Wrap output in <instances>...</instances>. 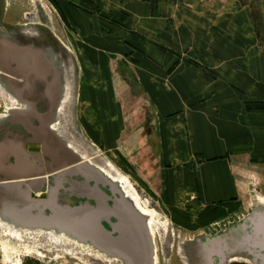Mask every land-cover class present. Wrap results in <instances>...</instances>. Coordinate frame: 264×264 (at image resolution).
<instances>
[{
    "label": "rangeland",
    "instance_id": "obj_1",
    "mask_svg": "<svg viewBox=\"0 0 264 264\" xmlns=\"http://www.w3.org/2000/svg\"><path fill=\"white\" fill-rule=\"evenodd\" d=\"M86 1L96 9L93 1ZM152 4L153 11L165 17V22L150 23L154 31L149 35L155 41L147 45L156 47L155 53L153 48L144 47L142 41L150 38L142 29L124 23L126 14L111 18L106 26L80 28L66 24L57 0H6L7 18L13 22L5 25L7 33L16 20L22 28L38 31L58 54L61 81L68 93L56 110L57 124L63 127L65 140L89 159L109 162L133 185L142 203L155 211L157 264H213L212 260L215 264H264L260 254L264 253V114L260 120H247V130L242 133L247 145L240 148L242 153L231 157L232 191L226 188L218 196H213L207 165L228 156L207 154L202 145L192 153L191 128L182 123L187 134L177 133L181 124L173 123L174 116L182 111L189 115L196 110L199 126L205 129L208 110L205 105L176 106L177 100L189 104L190 99L175 89L178 65L207 72L212 67L207 66L206 58L214 55L218 65L225 61L227 66L238 67L240 53L252 51L247 39L254 34L264 52V0H152ZM182 8L194 13V27L189 21L184 32L177 26V14L186 13ZM158 49L168 55L160 75L140 62L142 57L154 58L152 54L157 57ZM149 62L160 69L159 62ZM94 66L106 71L114 84L117 101L125 112L120 116L123 122L86 121L82 81L92 76L86 75V67ZM231 95L228 92L226 97ZM11 102L0 91V110ZM249 102V109L264 112V99ZM252 122L261 125V131H250ZM165 131L170 133L165 135ZM183 136L187 143L181 144L183 151L166 153V145L171 148L182 143ZM250 136L254 138L251 146ZM218 173L223 178L229 171ZM220 182L223 185V179ZM31 194L43 197L48 191L33 190ZM59 197L70 203L80 199L63 188ZM4 230L0 227V264L105 263L87 252L62 249L41 238L19 240Z\"/></svg>",
    "mask_w": 264,
    "mask_h": 264
},
{
    "label": "crops",
    "instance_id": "obj_2",
    "mask_svg": "<svg viewBox=\"0 0 264 264\" xmlns=\"http://www.w3.org/2000/svg\"><path fill=\"white\" fill-rule=\"evenodd\" d=\"M91 1L96 4V9L91 8L86 0H57L60 6L59 8L65 15L64 20L66 24H71L72 26L78 25L80 28L106 26V23L111 18L118 19L122 14H126V19L123 20L124 23L133 29H142L150 38V40L142 41L144 44L146 43L144 47L150 49V51H153L151 49L153 48V52H156V47L147 45V43L155 41L149 35L154 31L150 23L165 22V17L153 11L152 0ZM180 10H184L186 13H182L181 11L180 14H177V20H179L177 26L181 27L184 32V29L190 26L187 24L189 21L192 23V27H194V22L192 21L194 13H189V9L182 8ZM195 15L199 16L198 14ZM158 35L159 37L161 36L160 31H158ZM247 40L250 43L252 51L240 53L241 55L238 57L239 60L237 63L238 67L227 66L225 61L221 65H218V63H215V57L213 55L208 56L205 61L208 67H212V70L208 69L207 72H203L200 68L191 65H182V67L178 65L174 71L175 89L185 92L186 96L190 98L188 99L189 104L184 103V105L183 99H181L177 100L176 106L182 108L183 106L197 107L205 105L208 108L205 129H201L199 126V118L196 117V110H191L189 115L188 113H183V111L175 115L173 123L181 124L177 133L187 134V132H184L186 130L183 129L185 127L182 126V123L187 122L189 124L186 123V125H189L191 128L190 134L194 145V148H190L192 149V153L199 151L200 145H202L201 150L207 154H223L228 156L222 162L219 160L207 162V166L211 170V185L214 188L212 190L213 196H218L219 192H226V188L232 191L234 178L231 174V157L232 155L242 153L240 148L247 145L245 136L242 134L247 130V120H260L264 114L260 109L248 108V105H250L249 101L256 102L259 99H264V52L262 45L258 42L257 35L254 34V36L249 37ZM152 56L154 58L142 57L140 62L143 61L142 63L152 66V73L155 70L160 75L162 73L161 71H165L166 69L168 55L158 49L157 57L154 54ZM155 60L159 62V70L149 62L157 63ZM161 63L165 64V66L161 67ZM87 67L84 70L86 75L92 76H90V79L88 78L89 80L86 78V80L82 81L81 94L82 101L86 107L85 112L88 113L84 116L86 121L90 123L93 120L94 122H101L102 124L123 122L124 120L120 118L121 115L124 117L125 114L123 105L117 101L118 97L115 94L114 84L106 76L108 73L95 66L94 68ZM139 73H141V70ZM143 79L145 80V77ZM147 82L149 81L145 80V83ZM161 84L160 86H162ZM228 92L232 94L231 98L226 97ZM202 95L206 96L203 97L205 99L199 98ZM261 128V125L252 122L249 130L253 132L257 130L261 131ZM166 133L170 132L165 131V135H168ZM184 138L183 136L181 139L182 143H175L171 148L170 144L168 146L166 145V153L174 155L177 153V149H180V152H182L183 146L181 144H187ZM249 138L251 139L249 145H254V141H252L254 138L252 136ZM218 171H229V173H226L222 178ZM222 179L224 182L223 185L220 182Z\"/></svg>",
    "mask_w": 264,
    "mask_h": 264
},
{
    "label": "water",
    "instance_id": "obj_3",
    "mask_svg": "<svg viewBox=\"0 0 264 264\" xmlns=\"http://www.w3.org/2000/svg\"><path fill=\"white\" fill-rule=\"evenodd\" d=\"M1 42L5 46L12 43L7 38ZM15 47L29 52L44 51L42 48L19 45ZM3 52L7 60L13 58L8 51ZM38 58L45 61L39 70L46 78V92L52 103L47 112L42 114L36 111V114L45 116L47 124L55 119L62 95V69L41 53ZM6 65L4 67L7 71L18 74L14 67ZM12 90L16 93L20 91L18 86H12ZM20 95L29 99L25 90L20 91ZM34 109L36 110L35 107ZM26 114L27 112L18 113V110H15L10 116L13 120L15 117L18 120L19 116ZM37 130L32 129L34 132ZM31 140L43 143L45 154L50 157L47 168L37 166V161H42L39 152L28 151L24 145H18L17 152L10 149L13 146L10 143L2 144L7 151L3 154L4 164L0 166V202L10 209H18V212L25 213V216L31 219L36 218L44 224H55L85 235L110 252L124 257L126 264H154V251L145 219L126 199L117 184L83 160L69 144L63 143L65 154L61 155L59 149L53 145L61 140V136L52 127L48 126L45 132L37 135L35 133ZM11 155L15 156L16 162H10ZM46 171L54 178V183L48 188V195L32 196L33 190L44 187ZM104 187H107L109 192ZM62 188L80 199L75 203L61 201L59 194Z\"/></svg>",
    "mask_w": 264,
    "mask_h": 264
},
{
    "label": "flooded vegetation",
    "instance_id": "obj_4",
    "mask_svg": "<svg viewBox=\"0 0 264 264\" xmlns=\"http://www.w3.org/2000/svg\"><path fill=\"white\" fill-rule=\"evenodd\" d=\"M6 9V0H0L1 31L7 30V25H5L7 22H13V20H8ZM14 23V25H10L12 31L9 34V38L12 43L6 46V48H9L17 55L19 54V56H17V58L14 56L11 58V60H7L5 64H10L12 67H14L18 74L11 73L0 67V79L4 81V84L9 85L8 88L15 95L16 99L12 100V98L8 97L6 94H3V96L5 98H10L15 107H19L18 109H21L22 111L24 110V112H27V114L24 116H19L18 120H16V117L13 120L11 116H7V118H0V145L10 143L13 145L10 149H15L14 151L17 152L18 145H24L28 151L35 153L39 152L41 154L42 161L40 162L38 160L37 166L42 165L44 168H47V161L50 160V157L45 154L43 143L31 140V138L35 136V133L37 135L40 132H45V128L48 126L51 127L52 121L56 119L55 116L54 120H50L46 124V117L36 114L37 112L42 114L47 112L50 104L52 103L51 98L46 92L48 88L46 78L43 74H40L41 71L39 70L45 61L38 58V55L41 53L48 59H52V57L49 55L52 54L51 56L57 57L58 54H56L53 49L51 50L52 47L45 43L38 31H33L29 28H22L18 25L17 20L14 21ZM15 45H19V47L27 46L36 49L42 47L44 51L29 52L26 49H16ZM12 86H18L20 91L25 90L28 92V103H25V100L22 98L18 99V93L12 90ZM9 105H11V103L5 105L0 110V113H2L5 107ZM33 128L38 130L34 132L32 131ZM63 143L65 144L66 142L61 138L60 141H56L53 144L55 148L59 149V153L61 155L65 154ZM6 149L7 148H4V151ZM9 160L10 162H16V158L13 155L10 156ZM45 175L46 180L42 189H46L48 191L49 186L54 183V178L53 175L51 173H47V171L45 172Z\"/></svg>",
    "mask_w": 264,
    "mask_h": 264
},
{
    "label": "bare ground",
    "instance_id": "obj_5",
    "mask_svg": "<svg viewBox=\"0 0 264 264\" xmlns=\"http://www.w3.org/2000/svg\"><path fill=\"white\" fill-rule=\"evenodd\" d=\"M9 34L10 33H6V30L1 31L0 29V62H1L0 67L4 69H6V67L4 66L6 65L5 62L7 61V58H5V53L3 52V50L8 51V54L12 55V57L15 56V58H17V56H19V54L17 55L12 51L10 53L9 52L10 50H8V48H6V46H4V44L1 42L6 38L7 40H10ZM51 55L49 56L52 57V60L57 64V66L61 68L62 67L60 66L61 63L59 60H57V57H54ZM8 87L9 85L4 84V81L0 79V91L3 92V94H6L8 97H11L12 100H15L16 99L15 95L11 92V90ZM18 93H19L18 99L22 98L25 100L24 101L25 103H28V100H27L28 98L25 97L24 95H20V92ZM67 93H68V89H66V85L63 86L62 84V95H61L59 104L57 106V110L60 109V107L62 106L65 96L67 97L66 95ZM18 108L19 107H15L13 102H11V105L6 106L3 112L0 113V118H5V117L7 118V116H10V114L14 112L15 110H18V113L24 111ZM51 127L59 134V136H61V138L67 144H69V146L74 151H76L80 155V157L83 160H86L92 166L97 168L110 181L116 183L117 186L123 192L126 199L129 200L136 207V209L140 212V214L144 217L146 225L149 229V233L151 237V244L153 246L154 264H157V250H156V246L153 240L154 239L153 238V233H154L153 226L158 223V221L156 220L155 211L152 208H148L142 203L141 197L139 196V194L137 193L133 185L128 181L126 177H124L118 170H116L109 162L104 164V163L89 159L83 152H79L71 144L69 140L67 139L65 140L62 134L63 127L57 124L56 119L52 121ZM5 151H7V149ZM5 151H4L3 145H0V166L4 164L2 163V161H3V156H4L3 154L5 153ZM0 227H3L6 233L14 236L15 238L19 240L24 237L33 238L35 240H38L41 238L49 242L55 243L56 246L58 245L62 249L64 248H67V250L75 249L81 252L82 251L87 252L96 259H104L105 260L104 264H126V259L124 257L114 252H110L109 250L104 248L102 245L100 246V244H98L91 238L85 235H80L74 230H71L66 227H61L55 224H44L41 221H38L36 218L31 219L29 217H26L25 213L18 212V209H10L9 207L5 206V204L2 202H0ZM260 254L264 260V253L261 252ZM212 263L215 264V261L212 260Z\"/></svg>",
    "mask_w": 264,
    "mask_h": 264
}]
</instances>
